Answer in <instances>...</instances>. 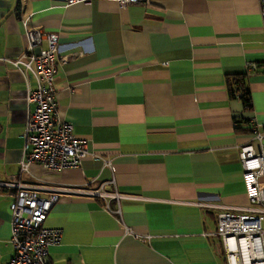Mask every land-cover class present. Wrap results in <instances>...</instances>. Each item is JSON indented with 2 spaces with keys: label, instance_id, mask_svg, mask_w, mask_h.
<instances>
[{
  "label": "crops",
  "instance_id": "obj_1",
  "mask_svg": "<svg viewBox=\"0 0 264 264\" xmlns=\"http://www.w3.org/2000/svg\"><path fill=\"white\" fill-rule=\"evenodd\" d=\"M26 27L59 34V115L92 152L79 167L20 173L36 81L9 60ZM232 75H245L251 109L230 96ZM252 119L264 123L259 0H0V180L61 189L45 222L63 230L52 264H227L214 205L249 204ZM14 195L0 193V264L14 256Z\"/></svg>",
  "mask_w": 264,
  "mask_h": 264
},
{
  "label": "built area",
  "instance_id": "obj_2",
  "mask_svg": "<svg viewBox=\"0 0 264 264\" xmlns=\"http://www.w3.org/2000/svg\"><path fill=\"white\" fill-rule=\"evenodd\" d=\"M79 1L85 0H67V3ZM118 2L121 7H126L147 3L148 0ZM259 2L264 31V0ZM25 36L26 49L19 57L9 60L14 68L25 74L31 73L36 81L35 87L27 90V102L33 105V109L26 123L25 137L31 148L24 155L20 173L28 171L31 163H38L53 171L79 167L92 152L88 141L80 139L75 133L73 123L61 119L59 115V34L26 27ZM236 95L241 99L242 91ZM250 127L255 139L260 142V150L256 151L253 145H245L240 153L249 204L214 205L221 209L214 235L223 242L227 264H264V123L252 119ZM106 164L110 165V162ZM5 188L15 189L10 205V242L14 256L1 264H52L50 248L61 243L63 230L48 227L45 222L60 199L61 189H53L47 195H42V187L24 183L19 178L0 180V193ZM98 194L120 197L117 191H98ZM108 209L113 213L121 212L119 207L116 210ZM122 224L127 232L133 233L123 221ZM140 238L146 241L150 236Z\"/></svg>",
  "mask_w": 264,
  "mask_h": 264
},
{
  "label": "trees",
  "instance_id": "obj_3",
  "mask_svg": "<svg viewBox=\"0 0 264 264\" xmlns=\"http://www.w3.org/2000/svg\"><path fill=\"white\" fill-rule=\"evenodd\" d=\"M245 80H246L245 75L229 76L228 87H229L230 96L232 98H236L237 97L236 93L238 91H242V97L240 100L243 102L244 108L248 110L251 109L252 107L251 105L252 100H251L250 90L248 87H246Z\"/></svg>",
  "mask_w": 264,
  "mask_h": 264
}]
</instances>
